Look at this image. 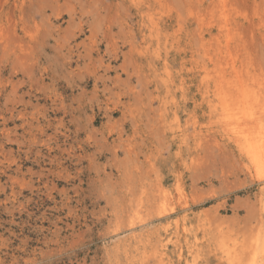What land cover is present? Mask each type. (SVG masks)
<instances>
[{
	"label": "rangeland",
	"instance_id": "rangeland-1",
	"mask_svg": "<svg viewBox=\"0 0 264 264\" xmlns=\"http://www.w3.org/2000/svg\"><path fill=\"white\" fill-rule=\"evenodd\" d=\"M255 96L264 0H0V264H264Z\"/></svg>",
	"mask_w": 264,
	"mask_h": 264
},
{
	"label": "bare ground",
	"instance_id": "bare-ground-1",
	"mask_svg": "<svg viewBox=\"0 0 264 264\" xmlns=\"http://www.w3.org/2000/svg\"><path fill=\"white\" fill-rule=\"evenodd\" d=\"M226 85H227V90L228 91L226 89L225 90L227 92H230L231 90L234 91V90H238L239 89V87L236 84H234V83H227ZM219 89L221 90L222 88L221 87L217 88V91H219ZM240 92H242V91H240ZM222 93H223V91H222ZM259 97L255 96V100H257L256 101L257 103H258V101H260V100H258ZM249 101H248V97L247 98L244 97L243 102L241 101L243 109L242 108L241 109H237L238 111H236V113H234L233 115L232 114L231 115L230 114L224 115L226 117L225 118L226 121L222 122V120H221V122H222V124H224V128H225V126L228 127V129H229L228 131L230 132V134L234 135L233 136L234 137L233 140L234 141L236 140V143L238 144V149H239L238 151H241L245 155V157H246V159H247V161H248V163L250 165V168L252 170H254L255 172L259 173V171H262L264 169V104H262V103L256 104V102L254 104L252 102H250V104H249ZM251 103L253 104V106H255V107L257 106L258 107V109H255V112L250 110V107H252V106H250ZM251 109H253V108H251ZM249 111H250V113H249ZM251 111H252V113H251ZM229 113H231V112H229ZM239 113H241V114H239ZM238 115H241V116H238ZM248 125H252L253 126V127H251L250 132H248L247 134H242V135L239 134L241 132H244L243 129H241L240 127H243V126L246 127ZM238 135L242 136V138L240 140L237 138ZM235 136H236V139H235ZM260 176H262V175H260ZM232 253L231 254L228 253L226 255L227 256L226 260L228 261L229 264H231L233 261L235 263V259L236 258L233 259L234 257L232 256ZM256 258H257V256H255V258L252 259L251 263H254L256 261ZM239 260H237V261H239Z\"/></svg>",
	"mask_w": 264,
	"mask_h": 264
}]
</instances>
